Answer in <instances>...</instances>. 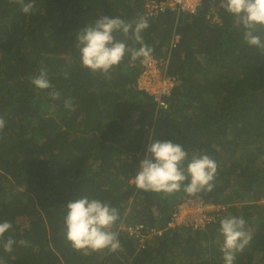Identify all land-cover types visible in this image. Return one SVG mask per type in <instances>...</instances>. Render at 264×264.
I'll return each mask as SVG.
<instances>
[{"label":"trees","instance_id":"trees-1","mask_svg":"<svg viewBox=\"0 0 264 264\" xmlns=\"http://www.w3.org/2000/svg\"><path fill=\"white\" fill-rule=\"evenodd\" d=\"M218 2L203 0L194 14L149 16L146 0H34L30 14L0 0V222L12 224L0 240L5 264H224L225 217H242L252 235L234 264H264V55ZM101 16L133 29L147 21L144 44L168 57L178 77L167 107L138 85L145 58L126 52L107 75L82 67L77 32ZM113 35L130 49L141 46L132 30ZM41 69L50 89L32 84ZM154 140L180 143L188 160L212 158L213 191L138 189L139 160ZM196 196L223 205L220 218L204 229L167 228L177 205ZM79 197L118 210L110 230L119 250L78 251L67 241L65 207ZM122 223L162 232L140 243ZM9 238L17 243L5 253Z\"/></svg>","mask_w":264,"mask_h":264},{"label":"clouds","instance_id":"clouds-1","mask_svg":"<svg viewBox=\"0 0 264 264\" xmlns=\"http://www.w3.org/2000/svg\"><path fill=\"white\" fill-rule=\"evenodd\" d=\"M13 2L20 6L24 14H30L35 6L34 0ZM218 3L220 8L234 17V23L243 29L244 42L264 55V34H261V30H264V0H219ZM148 27L143 18L133 29L131 24L119 17H99L94 25H87L77 32L76 40L82 67L107 75L114 66L119 65L126 52L131 53L133 60L150 58L152 49L144 44L141 36ZM130 30L133 39L141 45L139 49L128 48L113 35L115 32H122L127 37ZM32 84L41 90L52 87L44 69L32 79ZM49 95L56 99L60 93L53 90ZM68 103L66 102V106ZM4 126L5 121L0 118V130H3ZM187 157L188 154L180 143L159 140L150 142L139 160V170L134 177L136 187L144 191L166 194L180 191L182 187L189 195L211 193L217 164L206 154L191 160ZM185 181L189 182L185 184ZM65 209V236L74 249H107L111 252L120 249L118 234L110 230L119 218L116 208L98 199L79 197L68 202ZM245 224L246 221L242 217H225L220 220L223 236L220 251L224 264H234L237 254L243 252L251 242L252 235L245 231ZM11 228V222H0V240H3L4 234ZM15 243L17 242L13 239H7L3 243L4 252L12 253ZM19 244L26 246L27 241L20 240ZM0 264H5L3 258H0Z\"/></svg>","mask_w":264,"mask_h":264},{"label":"built area","instance_id":"built-area-1","mask_svg":"<svg viewBox=\"0 0 264 264\" xmlns=\"http://www.w3.org/2000/svg\"><path fill=\"white\" fill-rule=\"evenodd\" d=\"M203 0H146L147 14L149 16L159 14L166 10L177 11L178 13L194 14L201 6ZM179 36L175 35L171 46H176ZM177 76L169 73V58L150 56L142 61V72L138 85L155 96L158 104L167 107L166 97L177 85ZM154 86L150 89V85ZM225 207L211 201H206L200 196L188 197L177 205L176 210L167 224V228L185 226L192 229H204L207 225L217 221ZM119 229L128 235L139 239L144 243L146 238L153 234L162 232L159 227L146 229L143 224L122 223ZM145 232V233H144ZM147 233V234H146Z\"/></svg>","mask_w":264,"mask_h":264},{"label":"rangeland","instance_id":"rangeland-1","mask_svg":"<svg viewBox=\"0 0 264 264\" xmlns=\"http://www.w3.org/2000/svg\"><path fill=\"white\" fill-rule=\"evenodd\" d=\"M154 84H155V83H153L152 85H150V89H152V88H153Z\"/></svg>","mask_w":264,"mask_h":264}]
</instances>
